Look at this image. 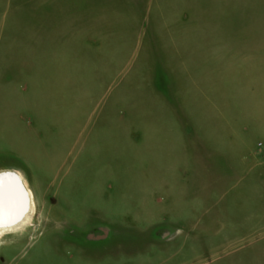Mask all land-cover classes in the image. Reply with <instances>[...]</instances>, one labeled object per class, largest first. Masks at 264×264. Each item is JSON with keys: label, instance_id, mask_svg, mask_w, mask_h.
Here are the masks:
<instances>
[{"label": "rangeland", "instance_id": "374dc122", "mask_svg": "<svg viewBox=\"0 0 264 264\" xmlns=\"http://www.w3.org/2000/svg\"><path fill=\"white\" fill-rule=\"evenodd\" d=\"M2 170L0 264H264V0H0Z\"/></svg>", "mask_w": 264, "mask_h": 264}, {"label": "bare ground", "instance_id": "6f19581e", "mask_svg": "<svg viewBox=\"0 0 264 264\" xmlns=\"http://www.w3.org/2000/svg\"><path fill=\"white\" fill-rule=\"evenodd\" d=\"M35 211L32 191L18 171H0V236L23 229Z\"/></svg>", "mask_w": 264, "mask_h": 264}]
</instances>
